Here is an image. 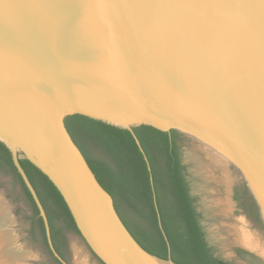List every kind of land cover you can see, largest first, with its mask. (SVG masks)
<instances>
[{
  "label": "water",
  "instance_id": "water-1",
  "mask_svg": "<svg viewBox=\"0 0 264 264\" xmlns=\"http://www.w3.org/2000/svg\"><path fill=\"white\" fill-rule=\"evenodd\" d=\"M75 114L196 140L234 167L264 225V0H0V142L54 257L20 159L102 264H174L122 224L64 126Z\"/></svg>",
  "mask_w": 264,
  "mask_h": 264
},
{
  "label": "trees",
  "instance_id": "trees-1",
  "mask_svg": "<svg viewBox=\"0 0 264 264\" xmlns=\"http://www.w3.org/2000/svg\"><path fill=\"white\" fill-rule=\"evenodd\" d=\"M64 126L95 179L112 198L122 224L144 251L174 264H233L219 256L203 225L193 193L194 178L183 163L182 134L144 125L130 132L78 114L66 117ZM18 162L43 208L52 248L61 261L49 247L44 222L10 151L0 142V177L10 178L15 201L22 199L29 211L17 210V215L27 224L31 243L53 264H67L66 235L79 236L69 210L44 174L26 159ZM240 189L247 201L245 209L264 228L244 184ZM234 252L247 264H264L248 251L237 248Z\"/></svg>",
  "mask_w": 264,
  "mask_h": 264
},
{
  "label": "rangeland",
  "instance_id": "rangeland-1",
  "mask_svg": "<svg viewBox=\"0 0 264 264\" xmlns=\"http://www.w3.org/2000/svg\"><path fill=\"white\" fill-rule=\"evenodd\" d=\"M180 145L183 163L194 178L193 193L198 199L203 225L219 256L234 260L237 264H246L237 260L233 252L234 249L242 248L264 259V228L256 221L246 218L237 209L232 198V190L243 184L238 172L186 135L181 137ZM12 190L10 178L0 177V204L5 208L6 214V221L0 230L8 231L14 237L13 249L25 256L18 264H53L40 247L31 243L26 233L27 224L17 215V210L27 214L29 211L22 199L15 201ZM14 190L16 194L19 189L16 187ZM66 241L67 264H77L79 261L100 264L77 235L67 234Z\"/></svg>",
  "mask_w": 264,
  "mask_h": 264
},
{
  "label": "bare ground",
  "instance_id": "bare-ground-1",
  "mask_svg": "<svg viewBox=\"0 0 264 264\" xmlns=\"http://www.w3.org/2000/svg\"><path fill=\"white\" fill-rule=\"evenodd\" d=\"M6 221L5 208L0 204V225ZM10 222V221H9ZM1 229V228H0ZM14 237L8 231L0 230V264H18V261L25 259L24 255L16 253L13 249ZM22 255V258H21ZM77 264H86L84 261H79Z\"/></svg>",
  "mask_w": 264,
  "mask_h": 264
},
{
  "label": "flooded vegetation",
  "instance_id": "flooded-vegetation-1",
  "mask_svg": "<svg viewBox=\"0 0 264 264\" xmlns=\"http://www.w3.org/2000/svg\"><path fill=\"white\" fill-rule=\"evenodd\" d=\"M239 188H235L232 190V198L233 201L236 203L237 209L248 219H250L251 221L253 220V222L255 221L253 219V217L249 214L248 210L245 209V207H247V201L244 197V193L242 191V189ZM239 198V201L235 200V197ZM241 204V205H240ZM240 205V206H239ZM68 250V249H67Z\"/></svg>",
  "mask_w": 264,
  "mask_h": 264
},
{
  "label": "crops",
  "instance_id": "crops-1",
  "mask_svg": "<svg viewBox=\"0 0 264 264\" xmlns=\"http://www.w3.org/2000/svg\"><path fill=\"white\" fill-rule=\"evenodd\" d=\"M242 249V248H241ZM243 250H245V249H243ZM245 251H247V250H245ZM234 252V251H233ZM234 254H235V252H234ZM253 254V253H252ZM255 255V254H254ZM235 256H236V258H237V260H239L240 262H242V263H245L244 261H242L241 259H239V257L235 254ZM256 256V255H255ZM225 261H228V262H232L233 264H237V263H235L236 261H234V260H225ZM247 264V263H246Z\"/></svg>",
  "mask_w": 264,
  "mask_h": 264
}]
</instances>
